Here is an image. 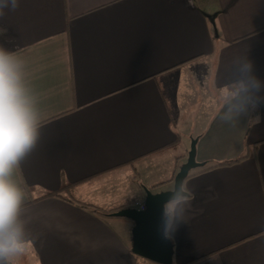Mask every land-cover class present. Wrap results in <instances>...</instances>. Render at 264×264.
<instances>
[{"label":"crops","instance_id":"obj_1","mask_svg":"<svg viewBox=\"0 0 264 264\" xmlns=\"http://www.w3.org/2000/svg\"><path fill=\"white\" fill-rule=\"evenodd\" d=\"M0 25L41 120L13 177L32 243L12 264H138L132 221L98 212L172 190L153 186L193 139L205 165L187 179L173 264H264V0H20Z\"/></svg>","mask_w":264,"mask_h":264},{"label":"clouds","instance_id":"obj_2","mask_svg":"<svg viewBox=\"0 0 264 264\" xmlns=\"http://www.w3.org/2000/svg\"><path fill=\"white\" fill-rule=\"evenodd\" d=\"M19 6L20 0H0V18L6 10L16 11ZM7 31V27L0 25V36ZM236 87L243 85L236 82ZM223 93L226 104L234 101L238 94L227 86ZM248 112L247 104L233 105L221 118L225 123L234 124ZM251 122L259 123L260 117L256 116ZM40 127L37 97L27 81L24 61L0 44V264H12L13 258L32 243L21 220L24 192L13 177L16 169L35 150ZM194 196L188 180H182L179 189L164 205L165 239H173L180 225L186 222L184 213L192 208Z\"/></svg>","mask_w":264,"mask_h":264},{"label":"water","instance_id":"obj_3","mask_svg":"<svg viewBox=\"0 0 264 264\" xmlns=\"http://www.w3.org/2000/svg\"><path fill=\"white\" fill-rule=\"evenodd\" d=\"M196 145L197 139H193L187 160L175 176L172 190L154 193L145 189L143 208L126 207L109 214L110 217L126 218L134 222L131 233L132 252L135 255L156 264H173V241L164 238V205L179 189L182 180L187 179L193 170L204 167L205 163L197 161Z\"/></svg>","mask_w":264,"mask_h":264},{"label":"trees","instance_id":"obj_4","mask_svg":"<svg viewBox=\"0 0 264 264\" xmlns=\"http://www.w3.org/2000/svg\"><path fill=\"white\" fill-rule=\"evenodd\" d=\"M182 157H183V156H178V159H181ZM178 161H179V160H178ZM237 161H238V160H234V161L227 162V163H220V164H217L216 166H222V165L233 164L234 162H237ZM177 169H178V166H176L175 173L173 174V176H172L169 180H167V181H165V182H161V183L155 184V185L153 186V188H154V189H155V188H159L160 186H162V185H164V184H166V183H169V182L174 181V178H175V175H176ZM203 170H204V169L199 170V171H196V172L193 173V174H192V172H191L190 175L188 176V178L191 177V176L194 175V174H197V173L203 171ZM188 178H187V179H188ZM65 189H67V187H63L62 189H60V190H58V191H55V192H49V193H46V194H44L43 197H51V196H53V197H62V196H63V192H64ZM137 203H138V202H136V201H129V202H127V204L125 205V207H135V206L137 205ZM82 205H83L84 207H89V208L95 210V207H93V206H86V205H84V204H82ZM95 211H96V210H95ZM113 211H115V210H111L110 212H113ZM98 213H99L100 215H103V216H109V215H107V214H103V213H100V212H98ZM132 224H133V226H134V222H133V221H132ZM147 264H150V263L147 262Z\"/></svg>","mask_w":264,"mask_h":264},{"label":"rangeland","instance_id":"obj_5","mask_svg":"<svg viewBox=\"0 0 264 264\" xmlns=\"http://www.w3.org/2000/svg\"><path fill=\"white\" fill-rule=\"evenodd\" d=\"M190 148H191V146H190ZM173 188H174V183H173ZM136 258L138 259V261H137L138 264H147V262H149L150 264H156L154 262H150V261H148V260H146L140 256H137V255H136Z\"/></svg>","mask_w":264,"mask_h":264},{"label":"built area","instance_id":"obj_6","mask_svg":"<svg viewBox=\"0 0 264 264\" xmlns=\"http://www.w3.org/2000/svg\"><path fill=\"white\" fill-rule=\"evenodd\" d=\"M140 208H143V204L140 206Z\"/></svg>","mask_w":264,"mask_h":264},{"label":"bare ground","instance_id":"obj_7","mask_svg":"<svg viewBox=\"0 0 264 264\" xmlns=\"http://www.w3.org/2000/svg\"><path fill=\"white\" fill-rule=\"evenodd\" d=\"M193 171H195V170H193Z\"/></svg>","mask_w":264,"mask_h":264}]
</instances>
